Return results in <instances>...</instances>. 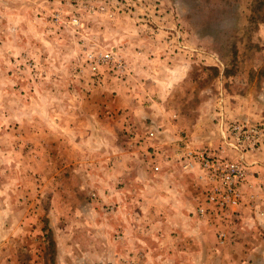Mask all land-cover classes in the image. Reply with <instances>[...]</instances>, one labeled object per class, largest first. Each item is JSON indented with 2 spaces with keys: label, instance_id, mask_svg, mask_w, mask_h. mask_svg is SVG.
<instances>
[{
  "label": "rangeland",
  "instance_id": "1",
  "mask_svg": "<svg viewBox=\"0 0 264 264\" xmlns=\"http://www.w3.org/2000/svg\"><path fill=\"white\" fill-rule=\"evenodd\" d=\"M105 52L126 72L95 74L88 54ZM191 150L246 169L226 222L199 215L219 183ZM181 161L200 184L194 226L220 247L204 264H264V0H0V261L172 264L154 236L171 219L144 194Z\"/></svg>",
  "mask_w": 264,
  "mask_h": 264
},
{
  "label": "crops",
  "instance_id": "2",
  "mask_svg": "<svg viewBox=\"0 0 264 264\" xmlns=\"http://www.w3.org/2000/svg\"><path fill=\"white\" fill-rule=\"evenodd\" d=\"M167 63L164 62L165 67L162 73L166 76H168L170 72L175 71L176 73L177 67L168 65ZM147 65L149 66V74H151L150 71L152 68L149 64ZM185 67L182 71L185 72L181 74V77H177V79H182L186 75ZM178 71H181V69H178ZM166 81L167 79L163 81L158 80V85L162 82L164 89H167L168 85L166 86ZM173 81L177 82L178 80ZM116 84H118V82H115L114 85L111 86L113 90L117 88ZM164 95H166V90ZM107 96H109L108 98L110 100L100 102V106H103L104 110H109L108 113L102 112V116L103 113L104 117L111 115L109 116L111 121L112 112H115L117 108V97H112V92ZM100 106L99 109L101 108ZM85 112L88 114L91 111ZM96 117L100 118V114L93 116L94 119ZM188 136L190 140H192V143H194V141L198 138V136L192 131L189 132ZM171 137L172 136H170V138ZM166 138H169V136ZM172 146L174 149L177 148L175 145ZM162 148L167 150L165 145H163ZM181 153H183L182 150L180 151L179 155H182ZM183 167L184 165L182 161L169 166L165 165L164 175H161V178L152 177L153 180L156 179L154 182L152 181L154 183V187H156V193L144 195L157 198L159 202L156 208V213H158L159 216L162 214V217H165L167 220L168 218L171 219V224H167L169 223L167 222L165 225L159 226V228L154 232V236L157 237L156 241H158V243H164L166 246L164 249V252L166 253V261H170L172 264H174L173 258L168 257V254H171L170 250H172L175 253L181 252V259L185 258L187 264H204L207 257H215L216 253H213L214 249L219 251L220 247L217 244L213 230L200 225L196 227L194 226L198 219L192 217L190 211H192L191 209H193L195 206L196 201L202 198V194L199 190V181L194 178L195 176L191 172L186 174L184 171L187 170L183 169ZM167 172L172 174L168 175ZM151 185L152 184L148 182L147 188L150 189ZM147 201L150 202V200ZM149 210L152 211L155 209L150 207ZM173 232L175 233L174 237H172ZM147 263L150 264L149 260H147ZM0 264H4V261H0Z\"/></svg>",
  "mask_w": 264,
  "mask_h": 264
},
{
  "label": "built area",
  "instance_id": "3",
  "mask_svg": "<svg viewBox=\"0 0 264 264\" xmlns=\"http://www.w3.org/2000/svg\"><path fill=\"white\" fill-rule=\"evenodd\" d=\"M88 60L91 70L95 73H99L101 65L110 66V71L114 74H123L126 72L127 65L121 58L115 56L113 52L100 53L98 55L94 53L88 54ZM235 135H239V139L245 138H258L259 129L250 128L245 130L240 126L233 127ZM248 133V134H247ZM187 155L191 159L199 161L203 168L208 170L209 175L219 183V187L212 189L206 195V201L208 206H201L198 210L199 215L208 219H211L214 223L226 222L230 214V209L235 204H238L241 200L240 186L246 179V169L243 165L223 160L217 156H211L206 152L189 151ZM159 166H155V170H159ZM219 239L224 242L227 238V232L219 228Z\"/></svg>",
  "mask_w": 264,
  "mask_h": 264
}]
</instances>
